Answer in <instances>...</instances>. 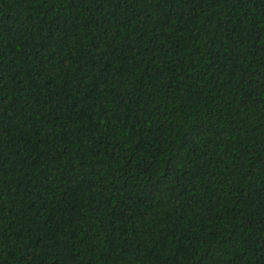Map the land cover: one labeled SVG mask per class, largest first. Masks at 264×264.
I'll return each mask as SVG.
<instances>
[{
    "label": "trees",
    "instance_id": "obj_1",
    "mask_svg": "<svg viewBox=\"0 0 264 264\" xmlns=\"http://www.w3.org/2000/svg\"><path fill=\"white\" fill-rule=\"evenodd\" d=\"M0 264H264V0H0Z\"/></svg>",
    "mask_w": 264,
    "mask_h": 264
}]
</instances>
